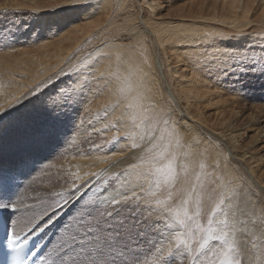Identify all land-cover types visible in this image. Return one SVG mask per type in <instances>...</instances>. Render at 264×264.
I'll use <instances>...</instances> for the list:
<instances>
[{
    "label": "rangeland",
    "instance_id": "374dc122",
    "mask_svg": "<svg viewBox=\"0 0 264 264\" xmlns=\"http://www.w3.org/2000/svg\"><path fill=\"white\" fill-rule=\"evenodd\" d=\"M102 1L86 0V3L70 5L68 0H0V67L1 62L10 61V57L17 55L21 49L23 51V48L27 51V59L34 56L46 62L43 55L45 53L51 55L54 50H57L55 52L59 55L57 60L52 58L48 61L53 67L39 79L33 82L26 79L25 90L23 89L26 96L22 95L21 91L15 92L11 101H8V96L0 98V105L5 108L15 104L16 97L24 96L25 101L6 114L4 119L10 124L0 131V170L5 172L14 170L20 180L24 179V183L10 193L9 185L4 186L3 195L8 193L7 197H13L19 207L18 215L27 213V217L15 216L14 219L24 218L25 222L31 223L37 219L36 226L45 223L44 230L48 229L42 231L41 238L50 243L52 248L59 240L57 233L63 231L61 226L74 210L70 206L62 207L64 201L70 197L73 185L78 189L76 195H80L97 184L93 174H99L98 172L79 180V173L74 166L79 163L97 162L98 159L100 161L102 156L106 163L99 168L98 171L101 172L122 155L125 156V165L121 168L120 174L127 173L136 161L142 164L139 157L143 152L133 148L134 144L141 143L136 134V140L131 142V136L134 138V134L123 131L124 135H121L122 138L120 136V140L126 144L119 148L112 146L116 131L120 128L116 121L117 112L113 115L111 113L104 115L105 113L100 111L104 106H101L97 114L100 118L99 123L95 122L98 118L95 115L94 118L87 119L90 117L87 103L89 105L91 103V107L96 110L97 100L99 101L101 97L104 99L102 93L99 94L101 96L99 99L86 96L87 102L84 105L82 103L79 105L80 101H83H79L78 98V102L75 103L78 109L75 118L70 117L69 110L55 119L43 112L44 101L73 82L76 89L77 85L82 86L86 74L92 75L90 79L95 80L94 85L100 81L98 75L103 74L106 65L103 56L108 51L98 53L99 57L103 58L101 60L95 53V57L89 58L83 65L79 64L87 57V53L95 51L99 36L104 37L105 40L109 39L135 50V53L128 54H137L140 58L146 54L148 62L146 66L150 64L149 66L153 68L156 83L159 82L150 86L155 92L152 91L154 93H150V96L145 95L147 99H138L139 108L141 105L145 107L153 105L157 110L172 113L170 124H178L181 129L187 131L184 138L177 143L176 138L169 135V128L159 126L153 142L155 146L148 154L151 159L163 158V149H167L164 158L158 164L157 161L153 164L157 165L156 167H163L169 161L173 163L174 179L169 183L171 199L170 194L165 192L168 184L158 176H153L146 184L144 176L135 179L132 175L128 176L129 174L122 175L123 180L119 181L116 172L107 176L104 174L105 176L99 177V181L100 183L105 180L111 181L117 187L133 182L138 185L137 195L151 200L154 211L157 210L156 200H163L171 204L173 209L180 210L182 218L185 219V226L175 225L173 244L176 239H183L188 249L182 250L190 251L191 255H198L203 235L208 233V222L215 210L214 206L221 196H227L222 194L225 184L231 188L240 187L248 190L249 197L256 200L261 198L251 183L254 178L249 177L245 169L251 166V173L260 180V186H264V60H261L264 57V0H241L243 7L237 12L236 10L240 8L231 11L229 3L225 2L228 0ZM227 8L230 10L227 11ZM37 23L42 26L35 30L34 24ZM162 25L166 28L163 34L157 33L161 38L158 40V37L155 38L150 33L151 26L160 29ZM84 29H91L89 35L81 36ZM61 33L62 35L69 33L72 36L66 37L69 40H60L63 37L60 36ZM58 34L61 38L57 36ZM73 35L81 36L78 44L73 42ZM197 36L206 39L207 46L203 45L204 41L197 40ZM187 38L188 40L191 38L190 41H187ZM58 44L62 45L58 48ZM213 54H227L237 59L246 58L249 65L257 60L260 63L254 69L250 67L236 69L238 75L240 71L246 72L238 81L232 76L224 79L218 76L209 77L198 70L199 64L196 61L210 58ZM188 79L192 82H189V87L183 88V84H188ZM90 84L87 86L89 89L85 87L83 90L91 91ZM156 85L161 90L166 87L176 95L172 96L169 91L167 93L164 91L160 96ZM180 89L190 92L188 102L181 99L184 92ZM193 93H196L197 97H191ZM155 96L160 99L150 101ZM131 126L129 124L128 128L132 129ZM135 126L137 128L133 127L134 130L141 127L143 128L141 131L146 129L143 118L138 119ZM224 130H229L234 135V140L240 147L234 155L246 153L241 161L233 158L227 151L225 141L211 137L212 132ZM206 143L208 147L204 149ZM134 150L138 152L130 156V152ZM203 150L207 152L202 156ZM169 151H172L174 156L171 157ZM229 180L230 184L227 183ZM160 182L162 185L158 187ZM58 193L62 195H56ZM238 208L247 212L244 206ZM186 209L191 219L183 216ZM253 213L256 216L259 214L258 204L254 205ZM49 219L51 223L44 222ZM21 227H24V223ZM245 241L242 239L240 254L246 260L248 250L243 245ZM215 243L216 241H209L204 252H208V247ZM206 257L208 255L204 254L200 264H206L208 260ZM177 261L178 264H191L190 257L184 260L177 256Z\"/></svg>",
    "mask_w": 264,
    "mask_h": 264
},
{
    "label": "snow or ice",
    "instance_id": "6c2138e0",
    "mask_svg": "<svg viewBox=\"0 0 264 264\" xmlns=\"http://www.w3.org/2000/svg\"><path fill=\"white\" fill-rule=\"evenodd\" d=\"M70 5L86 3V0H68ZM264 60V57L261 58ZM199 71L209 77L218 76L221 79L230 76L238 81L240 76L246 72L236 69H254L259 60L252 61L249 65L246 58H235L227 54L213 55L196 61ZM73 84L66 85L64 89L58 90L56 94L49 97L42 104L43 112L48 117L55 119L61 113L71 109L78 98L83 96V89L87 87V81L78 91ZM31 95V94H29ZM25 103L23 97H16L15 104L8 108L0 105V131H3L9 121L4 119L6 114ZM146 113L143 121L146 125L145 131L140 134V144H134V149H140L143 155L139 157L142 163H148L150 167L141 169L140 164H132V169H140L138 175H153L162 178L165 184L174 179V166L169 161L163 167H156L148 155L154 145L159 126L169 128V135L176 138L177 143L184 138L186 129H181L178 124H170L172 113L156 110L155 106L141 105ZM203 167V165H201ZM104 174H93L97 184L89 187L87 191L76 195L77 186L73 185V191L62 207H72L74 210L58 232L59 240L54 247L46 252L33 251L35 245L29 248V243L36 234L35 227H27L31 221L24 218L13 219L19 213V207L13 197L0 195V211H8L12 216L8 217L3 225V237L0 238V264H178L177 256L188 260L191 264H200V257L209 241H221L227 245L221 258L212 264H245L243 259H234L231 255L235 248L228 243L229 233L223 231L217 235V229L212 227V219H209L208 235L200 243L198 255H191L188 245L183 239L172 241V235L176 231L175 225L185 226L180 210L173 209L171 204L163 200H156L157 210H153L152 201L137 195V184L129 182L127 185L117 187L114 182L103 181L99 177ZM121 175H127L122 173ZM79 178V177H78ZM16 179L14 170L4 172L0 170V192L6 184L13 183ZM119 179V176L117 177ZM228 184L231 183L229 180ZM95 189V190H93ZM91 195H88V193ZM131 193V194H129ZM228 199L233 197L243 198L246 193L239 188L229 189L224 185V192ZM56 195H62L60 193ZM74 197V199H73ZM87 197V198H85ZM171 199V194L169 195ZM186 204L187 201H184ZM224 203L221 200L220 204ZM220 205H217V210ZM215 215V213L213 214ZM187 219V211L183 212ZM51 223V219L48 221ZM24 223V227L21 224ZM224 229L229 227L227 220L220 221ZM27 228V231H25ZM43 229H41L42 231ZM47 248V245L45 246Z\"/></svg>",
    "mask_w": 264,
    "mask_h": 264
},
{
    "label": "bare ground",
    "instance_id": "6f19581e",
    "mask_svg": "<svg viewBox=\"0 0 264 264\" xmlns=\"http://www.w3.org/2000/svg\"><path fill=\"white\" fill-rule=\"evenodd\" d=\"M103 1L105 2L106 0H103ZM107 1L109 2V0H107ZM225 2L229 3L231 11L234 9H239V8H240V10H236V12L241 11V9H242L241 7H243V5H242L243 3L241 2V0H228ZM237 3L239 5H237ZM9 4L12 5V3H9ZM63 5H61V6H63ZM230 8H227L228 9L227 11H229ZM236 16H238L237 13H236ZM34 25H35V28H34L35 30L37 27L42 26L38 23L34 24ZM45 27H46L45 28V30H46L47 26H45ZM84 27H86V26H84ZM204 27H206V26H204ZM73 28L75 29V27H73ZM165 28H166V26L163 27V25L160 29L159 28L157 29L156 27L151 26L152 31L150 33L153 34L155 36V38L158 37V40H161V38L159 37L158 34L159 33L163 34V31H165ZM81 29L83 30V28H81ZM76 30H77V27H76ZM89 31H91V29L90 30L84 29L81 36L88 34ZM46 32H48V31H46ZM79 33H81V32H79ZM191 33H193V32H191ZM64 34H65V32H64ZM72 34H75V33L72 32ZM91 35H92V33H91ZM100 35L102 36V34H100ZM57 36L59 37V34ZM60 36L61 37L63 36L62 38L59 37V38H61L60 40H66V39L69 40V38H66V37H71L72 35L71 34L69 35V33L66 35H62V33H61ZM73 36H74L73 42H75V44L77 42L81 41V36H78V37L76 35H73ZM33 38H35V37H33ZM54 38H56V36ZM86 38H88V37H86ZM86 38H84V39H86ZM190 39L188 40V38H187V41H190ZM197 40H200V42L204 41L203 45H206V43H207L205 41L206 39H203L201 37H198ZM94 41H91V42H94ZM62 42H64V41H62ZM96 42H98V43L94 47L95 51L87 53L86 54L87 57L79 65H83V63L86 62L89 58L95 57V55H96L95 53H97V55L99 57L100 52L108 51V53L105 52L106 55L103 56V57H105L106 65H105V68L103 70V74L98 75V76H100V81L98 80L99 82H97L96 85L93 84L94 83L93 81H95V80L90 79L92 75L86 74V76H84V79H83V82L81 85H83V83H85V81H87V86L91 83L90 84L91 85V91L87 92V91L83 90L84 96L79 97L80 98L79 101L82 100L83 102L80 101L79 105L81 103H82V105H84V103L87 102L86 96H88V97L94 96L93 98L96 97L97 99H99L101 97L99 94L102 93V96L104 97V99L101 97L100 99H102V100H100V99H99V101L97 100L98 103L95 105L96 110L91 107V103H90V105L87 103L86 107L88 108L89 114H90V117H87V119L88 118H94V115L96 117L98 112H99L98 109H100L101 106L102 107L104 106V108H102L100 110V111L105 113L104 115H107L110 113H111V115H113V114H115V112H117L119 120L116 119V121L120 124V128H118V130L116 131V135H115L116 138L112 142V146L115 148H117V146H118V148H119V146L123 147L126 144V143H124L125 141L123 142V140H120V136L124 135L123 131H128L125 133L134 134L133 135L134 138L131 136V139H130L131 142L134 141L136 136H137V138L140 139V134H142L145 131V130L141 131L143 129L142 127L139 129H135V130L133 129V127L137 128V126H135V125L138 124V119L143 118L144 115H146V113L142 111L141 107L139 108L138 99L139 98L147 99L148 97H145V95L149 94V96H150V93H154L155 89L152 90V88L150 86L153 85L154 83H156L157 80H156V77L154 76V72L152 71V69H153L152 66H149L150 64L146 66V64L148 63L146 61L147 60L146 54H144L142 58L137 57V54L136 55L135 54H128L129 52L135 53V50L131 49L130 47L126 48V46H124V45L116 44L115 42H113L109 39L105 40L104 37H100V36H99V39L96 40ZM105 42H107V44ZM116 42H117V40H116ZM183 42H185V41H183ZM208 43H210V42H208ZM158 44H159V42H158ZM210 44H208V45H210ZM59 45H62V44H58V48H59ZM159 45H161V44H159ZM84 47H86V46H84ZM61 49H63V48H60L58 50H61ZM55 51H57V50H54L51 53V55L48 53H45L43 55V58L45 59V61L46 60L47 61L44 62L43 60H39V59L35 58L34 56H31L29 59H27L26 58L27 51L25 50V48H23V51L21 49L17 55L11 56L10 61L8 60L5 62H1L2 66L0 67V70L1 69L2 70L0 71V98L4 99L5 96H8V101H11V98L14 96L15 92H18V93L21 91L23 92V89L26 86V83H25L26 79H30V82L31 81L33 82V80L39 79L47 71H49L53 66H51L48 63V61L52 58L56 59L57 57H59V55H57V52H55ZM101 58H102V56H101ZM101 58L99 57V60H101ZM102 62L105 64V61L102 60ZM53 64H55V63H53ZM80 67H82V66H80ZM80 67H78V68H80ZM95 70L97 71V69H95ZM187 81H188V84H186V85L183 84V88L189 87L188 85H189V82L191 81V79H188ZM140 84L142 86L139 87ZM78 86L79 85H77V90L79 91L81 89V86L80 87H78ZM157 87H158V91H159L160 96H162L164 94V91L166 93L169 91L172 94V96L176 95L175 92L168 90L166 87L162 88V90H161V88L159 89V86H157ZM96 90H98V91H96ZM178 90H179V88H178ZM178 90H177V92H178ZM180 90L184 92V94H183L184 97L181 96L182 97L181 99H184L186 102H188L190 100V98L188 99L190 92L184 91L183 89H180ZM152 91H154V92H152ZM26 93H27V91H26ZM22 95L26 96L25 91L22 93ZM180 95H182V93H180ZM191 97H197L196 93L195 94L193 93V95ZM159 99H157V96H155L152 99H150V101H156ZM68 110H69L70 117L75 118L76 113H78V109H76V104H74V106ZM79 118H81V116H79ZM80 120L78 122H80ZM99 120H100V118L98 117V118H96L95 122L99 123ZM95 122H94V125H95ZM76 124H77V122H76ZM129 124L132 125L131 126L132 129L128 128ZM96 127H98V125H96ZM208 133H210V132H208ZM135 134H136V136H135ZM211 137H214L215 139L222 141V142L225 141V146L227 148V151L232 154L233 158L241 161L245 157L246 153H243L239 156L234 155L239 151L240 147L238 146V144L234 140V135L229 130H224L221 132H216V131L212 132ZM121 138H122V136H121ZM208 144H209V142H208ZM165 147H163V148H165ZM167 147L169 148V146H167ZM204 147H208L207 143L203 146V148ZM188 148H190V147H188ZM163 150L164 151L162 152V156L164 158L167 149H163ZM190 150H191V148H190ZM245 150H248V149H245ZM137 152L138 151H135V150L130 152L131 153L130 156L132 154L137 153ZM169 152H170L169 155L171 157L174 156V153L172 151H169ZM206 152H207L206 150H203L201 155L202 156L206 155L205 154ZM118 157H119V159H117L115 162L111 163L105 169L101 170V172L98 171L99 168H102L104 163H106V160H104V158L102 156H101L100 161H98L99 159L96 160L97 162L94 161V162H89L87 164L79 163L77 166H74L75 170H77V173H79L78 179L79 180L85 179L87 176H90L89 174H93V172H98V173L103 172V174H105L106 176L111 175V173L117 172V175H119V179H117V180L122 181L123 178H121L122 175L120 174V171H121V168L123 167V165H125V156L122 155V156H118ZM163 158L160 157V158H156V159L154 158L151 160H152V163L154 161H157V164H158ZM107 160H108V158H107ZM135 163L140 164L141 169L150 167V165L146 162L141 164V163L136 161ZM72 164L75 165L74 163H72ZM247 169H245L246 174L249 177L254 178V179H252L251 183L256 187L255 192L261 195V198H259L260 200H256L254 197L251 198V196L249 197V195H250L249 191L242 188L243 191L246 193V195L243 198L233 197L232 199H228L227 196H224V195L221 196L218 199L217 204L214 206L215 210L212 212V215L210 218L212 219V227L217 229V232H216L217 235L221 234L223 231H227L229 233L227 240H228V243L235 248V251H233L231 254L234 259H243L246 262V264H264V209H263L264 205L262 206V204L264 203V186H260V184H259L260 180L257 177H255L253 173H251V171H252L251 166H249ZM139 171H140V169H132V168L130 169L129 168L127 170V174H129L128 176H131V175L134 176L135 179H137L139 177L141 178L142 176H144L146 178L145 183L148 184L149 180H152L153 175H150V174L149 175H138L137 173ZM136 182H138V181L136 180ZM161 185H162V182H160L158 187H160ZM232 185H235V184H232ZM248 186L249 185H246V187H248ZM228 188L230 189L231 187H228ZM238 188L240 189V187H238ZM170 191H171V189H170V185L168 183V189L165 190V192L169 195ZM156 193H157V191H156ZM156 193H153V194L156 195ZM221 200L224 201V203L222 205L220 204ZM246 202L247 203L249 202V203L245 204ZM255 204H258V206H259V214L257 216L253 213ZM217 205H220L219 210H217ZM238 206H244V208H245V210H247V212L241 211L238 208ZM186 211H187V209H186ZM214 213H215V215H213ZM29 216L32 217L31 214ZM252 216H254V217H252ZM18 217H27V213L25 212V214H23V215L17 214V218ZM222 220H228L229 221L228 222L229 227L227 229H224L223 226L220 224V221H222ZM44 222H48V221H44ZM36 223H38L37 219L33 220L32 223L30 225H28L27 227L28 228L35 227L36 230L40 229V228L44 229L43 225L45 223H43L42 225L40 224L38 226L35 225ZM208 226H209V222H208ZM47 229L48 228H46L43 231H47ZM26 230H27V228L25 229V231ZM207 235H208V233H204L203 237L206 238ZM243 236H246V237H243ZM242 239L246 240L243 245L248 250V252L246 254V260L240 254V245H241ZM226 248H227V245H224L221 241H216V243L213 245L211 244V246L208 247V249H209V250H207L208 252H204V254L206 256L208 255V257H206V259H208L206 261V264H212L213 261H216L219 258H221L222 254L225 252ZM204 254L200 257V259H202Z\"/></svg>",
    "mask_w": 264,
    "mask_h": 264
}]
</instances>
